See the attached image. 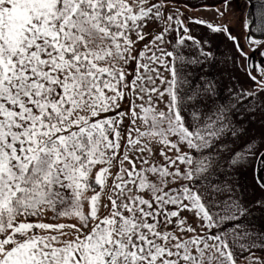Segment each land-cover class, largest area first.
<instances>
[{"label":"snow or ice","instance_id":"1","mask_svg":"<svg viewBox=\"0 0 264 264\" xmlns=\"http://www.w3.org/2000/svg\"><path fill=\"white\" fill-rule=\"evenodd\" d=\"M243 4L234 34L179 0H0V264H264V0Z\"/></svg>","mask_w":264,"mask_h":264},{"label":"rangeland","instance_id":"2","mask_svg":"<svg viewBox=\"0 0 264 264\" xmlns=\"http://www.w3.org/2000/svg\"><path fill=\"white\" fill-rule=\"evenodd\" d=\"M179 3H186L191 9L187 11L186 16L184 17L186 22L188 16L200 18L213 23L223 22L228 23L232 27V31L234 34L242 33V22L240 20V17L242 16V13L244 11L243 0H229L227 11H225L224 9L225 0H179ZM212 8H220L221 11H225L224 17L222 19H218L215 11L208 10ZM188 27L191 29V35L197 37L198 39L210 38V46L216 49L218 53L231 49L232 47L231 44L228 43L223 36L211 37L208 29L203 25L188 23ZM245 51H248V49L246 48ZM260 59L261 58L258 54H254L252 56L253 62H259ZM236 75L240 77V80L242 82H245V87H248L252 83L251 81H246V78L241 73L237 72ZM252 129H254L257 133H259L261 130L257 124H253ZM241 182L245 184H249L252 182V174L250 171L241 175ZM259 195L260 193L259 191H257V196ZM255 198L256 197H252V199Z\"/></svg>","mask_w":264,"mask_h":264}]
</instances>
